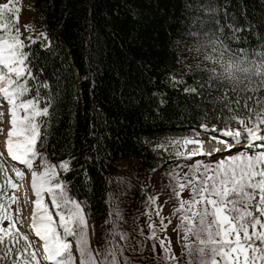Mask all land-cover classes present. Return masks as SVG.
<instances>
[{
    "label": "trees",
    "instance_id": "obj_1",
    "mask_svg": "<svg viewBox=\"0 0 264 264\" xmlns=\"http://www.w3.org/2000/svg\"><path fill=\"white\" fill-rule=\"evenodd\" d=\"M30 3L29 25L37 34L24 45L37 79L48 84L39 88L40 103L51 102L38 151L91 216L108 213L120 158L134 157L147 171L156 170L163 158L158 144L191 137L201 125L236 130L239 122L227 118L247 116L246 103L255 112L258 96L264 100V93L233 91L231 83L214 78L212 69L219 72L220 65L206 58L219 59L222 51L225 60L264 58V0ZM13 9L4 10L6 18L19 29ZM65 160L68 171L59 167ZM0 165L5 204L9 179L1 159Z\"/></svg>",
    "mask_w": 264,
    "mask_h": 264
},
{
    "label": "snow or ice",
    "instance_id": "obj_2",
    "mask_svg": "<svg viewBox=\"0 0 264 264\" xmlns=\"http://www.w3.org/2000/svg\"><path fill=\"white\" fill-rule=\"evenodd\" d=\"M5 9L9 13L14 11L9 4L0 5V30H3L0 35V97L8 105L10 125L5 148L8 157L30 170L33 169V161L40 158L42 170L31 171V187L36 199L33 201L30 227L42 242V252L38 255L39 249L33 247L28 235L17 228L18 218L0 203V220L8 221L7 227L0 226V260H10L11 264H76L72 243L65 239L72 236L75 238L79 264H117L115 252L111 249L93 252L83 208L68 195L65 182L59 180L56 166L48 162L46 154L38 151L46 135L43 131L48 123L46 118L51 116V102L46 99L41 105L39 88H47L48 84L37 79L29 51L20 39L19 29L8 22ZM14 19L18 21V16ZM40 35L46 37L45 33ZM215 43L224 47L218 39ZM41 46L47 47L45 44ZM206 58L220 65L221 71L212 69L213 77L231 83L233 91L264 93V58L259 62H249L243 56L225 60L223 51L219 59ZM32 81H36V89L32 88ZM32 91H35L34 96L30 95ZM185 91L195 92L196 89ZM255 103L259 106L255 112L246 103L247 116L234 113L227 118L237 120L242 125L241 129L213 130L222 131L224 136L238 143L246 133V139L254 149L256 145L252 142L258 139L264 141V130L258 126L264 124V100L258 96ZM229 111L233 110L229 108ZM246 121L252 126L248 127ZM201 127L208 130L206 125ZM221 142L226 149L233 148L227 141ZM184 143L202 145L203 141L185 138ZM59 167L68 171L69 161H61ZM3 171L0 165V174ZM15 174L18 178L24 176L19 170ZM180 179L186 183L180 182ZM7 183L9 187L15 186L11 180ZM176 184L179 191L173 190L177 197L185 188L191 189V198L181 200L179 208L183 212L187 205V210L191 212V216H184L187 225L184 234L187 243L184 247L189 257L186 264H264V145L259 151H239L226 160L218 161L215 167L204 165L202 171L198 161L183 178L176 179ZM45 192L51 196L55 215L59 217L58 223L43 203L42 194ZM10 199L17 202L15 196ZM19 211L17 208L16 212ZM189 236H194L195 240L189 241ZM98 256L102 259L98 260ZM166 259L176 258L168 256Z\"/></svg>",
    "mask_w": 264,
    "mask_h": 264
},
{
    "label": "rangeland",
    "instance_id": "obj_3",
    "mask_svg": "<svg viewBox=\"0 0 264 264\" xmlns=\"http://www.w3.org/2000/svg\"><path fill=\"white\" fill-rule=\"evenodd\" d=\"M3 4H9L10 7L15 8L18 16L19 35L23 43L37 34V31L29 25L32 11L30 0H0V5ZM7 109L6 101L0 97V113H2L0 116V154H2L0 159L5 162L6 173L15 185L3 193L4 205L18 219H24L22 222L18 221L17 228L24 233L30 229L33 234L29 239L33 247L42 252L40 247L42 242L35 236V232L30 227L34 207L33 201L36 199L31 187V171L39 172L42 170V166L39 157L33 161V169L30 170L27 166L7 156L5 140L7 129L10 127ZM246 125L252 126L249 123ZM258 126L264 130V124ZM241 128L242 125L238 124L237 129ZM207 129V131L204 128L196 129L193 135L188 137L190 140L203 141L202 145L197 143L185 144V138L177 142L171 140L158 144L156 149L163 158L159 162V168L151 172L144 169L134 157L120 158L113 174L115 189L108 197L109 211L106 215L91 216L86 212L83 204L78 201L84 211L88 240L94 253L97 250L111 249L115 252L117 264H178V262L179 264H186L189 257L184 247L187 243L184 239L187 227L184 216H191V212L187 210V205H185L183 212L179 208L181 200L191 198V189L185 188L177 197L173 190L179 191L176 179L183 178L184 174L188 173L198 161L202 171L204 165L215 167L218 161L226 160L228 156L236 155L239 151L261 150V148L255 150L241 148L214 155L216 150H211L209 153L189 155L190 152L198 151L199 148L205 150L206 147L204 146L207 143L215 145V147L224 145L218 148V150L221 149L220 152L226 151L225 144L221 141H227L233 147L237 146L238 142L231 137L224 136L222 131L213 130L214 128L211 127ZM260 134L258 133V135ZM213 137L217 139H213ZM242 144L244 143H240L241 147H243ZM255 145L260 147L258 143ZM16 170L22 171L24 176L18 178L15 174ZM19 182L26 185L24 191L17 190ZM180 182L186 183L183 179H180ZM42 195L43 203L48 206L54 220L58 223L59 217L55 215L56 209L52 207L51 196L46 192ZM12 196L17 197V202L11 201ZM25 200L29 202L25 203ZM17 208L20 209L19 212H16ZM0 226L7 227L8 221L6 219L0 220ZM61 234H63L62 229ZM121 234H123V238H121ZM65 239L71 241L76 264H79L75 238L67 236ZM194 240V236H189V241ZM165 249H168V252H165ZM168 256L176 259H166ZM97 259H102V257L98 256ZM108 259L111 261L110 256Z\"/></svg>",
    "mask_w": 264,
    "mask_h": 264
},
{
    "label": "bare ground",
    "instance_id": "obj_4",
    "mask_svg": "<svg viewBox=\"0 0 264 264\" xmlns=\"http://www.w3.org/2000/svg\"><path fill=\"white\" fill-rule=\"evenodd\" d=\"M243 145V147L244 146H247V143H244V144H242ZM224 145H218V146H216L215 147V145L213 146V145H211V144H205V146L204 147H206L205 148V150H203V149H201V148H199L198 149V151L196 150V151H192V152H190L191 153V156H193V155H195L196 153H209L211 150H216V152H220L219 150H218V148H221V147H223ZM257 146V145H256ZM259 146H261V145H259ZM203 147V148H204ZM214 147V148H213ZM256 148H260V147H256ZM201 149V150H200ZM3 150V149H2ZM221 150V149H220ZM19 185H18V187H17V190L18 191H20V190H22V191H24L25 190V188H26V185L24 184V183H18ZM28 200V199H27ZM27 200H25V203L26 202H29V201H27ZM28 215V214H27ZM22 218V217H21ZM18 221H24V219H18ZM27 230H29L28 232H27V234H29V235H32L33 233H32V231L30 230V229H27ZM41 252H38V255L40 254Z\"/></svg>",
    "mask_w": 264,
    "mask_h": 264
},
{
    "label": "water",
    "instance_id": "obj_5",
    "mask_svg": "<svg viewBox=\"0 0 264 264\" xmlns=\"http://www.w3.org/2000/svg\"><path fill=\"white\" fill-rule=\"evenodd\" d=\"M241 146H235V147H233L232 149H226V151H222V152H215V153H213V155L214 154H222V153H226V152H230V151H232V150H235V149H238V148H240Z\"/></svg>",
    "mask_w": 264,
    "mask_h": 264
}]
</instances>
